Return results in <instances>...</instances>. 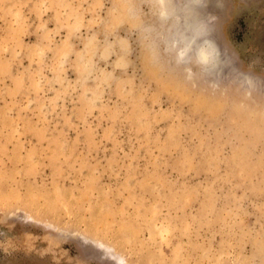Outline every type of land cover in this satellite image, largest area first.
<instances>
[{"label":"rangeland","instance_id":"1","mask_svg":"<svg viewBox=\"0 0 264 264\" xmlns=\"http://www.w3.org/2000/svg\"><path fill=\"white\" fill-rule=\"evenodd\" d=\"M184 1L0 0V264H264V0L194 11L208 70Z\"/></svg>","mask_w":264,"mask_h":264},{"label":"bare ground","instance_id":"2","mask_svg":"<svg viewBox=\"0 0 264 264\" xmlns=\"http://www.w3.org/2000/svg\"><path fill=\"white\" fill-rule=\"evenodd\" d=\"M180 3L181 2H179V4ZM184 3L185 6L182 7H178L177 4L176 6L169 5L171 7L164 8L162 6L159 12V16L166 24H169V27L167 28V35L165 32L161 33L160 38L166 41V46H168V49H170V51L175 56H177L183 64L186 65L187 70L189 69V62H193L194 64L199 65L203 70L213 68L217 66L218 63L222 60L219 58L221 56H219L220 50H218L216 46V40L208 36V31L211 29V26L206 23V16H203L199 13L197 15H201L200 18L196 17L197 15L194 16V11H196L200 6L204 5L206 3V0H185ZM179 10L186 12V14L184 15V21L186 22L185 30L189 33H183L181 31V24L179 23L180 21L178 22V20L176 19L180 14ZM91 244L103 251V254L105 256L106 254L110 255L111 250H113L112 247L104 246V244L100 242ZM111 256L113 257V255ZM114 257H116V260L114 259V264L125 263V260L123 258L115 255Z\"/></svg>","mask_w":264,"mask_h":264}]
</instances>
